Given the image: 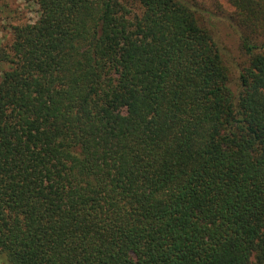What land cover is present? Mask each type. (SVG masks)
I'll use <instances>...</instances> for the list:
<instances>
[{
  "label": "trees",
  "instance_id": "16d2710c",
  "mask_svg": "<svg viewBox=\"0 0 264 264\" xmlns=\"http://www.w3.org/2000/svg\"><path fill=\"white\" fill-rule=\"evenodd\" d=\"M31 1L0 45V264H264V0Z\"/></svg>",
  "mask_w": 264,
  "mask_h": 264
},
{
  "label": "rangeland",
  "instance_id": "374dc122",
  "mask_svg": "<svg viewBox=\"0 0 264 264\" xmlns=\"http://www.w3.org/2000/svg\"><path fill=\"white\" fill-rule=\"evenodd\" d=\"M227 11L232 7L226 0H221ZM39 13L37 6L31 0H0V45L7 44L12 37L13 25L24 22H33ZM209 22L217 27V37L226 50L233 56L234 67L240 65L242 55L240 53L239 38L236 30L229 21L220 16L208 17Z\"/></svg>",
  "mask_w": 264,
  "mask_h": 264
}]
</instances>
